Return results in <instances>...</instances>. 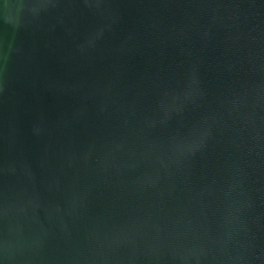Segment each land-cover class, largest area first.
Masks as SVG:
<instances>
[{
	"label": "water",
	"instance_id": "obj_1",
	"mask_svg": "<svg viewBox=\"0 0 264 264\" xmlns=\"http://www.w3.org/2000/svg\"><path fill=\"white\" fill-rule=\"evenodd\" d=\"M0 264H264V0H0Z\"/></svg>",
	"mask_w": 264,
	"mask_h": 264
}]
</instances>
